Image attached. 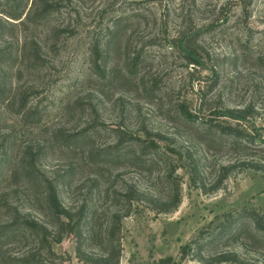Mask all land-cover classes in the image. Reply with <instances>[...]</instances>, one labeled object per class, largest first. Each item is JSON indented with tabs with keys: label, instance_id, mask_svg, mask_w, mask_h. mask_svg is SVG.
<instances>
[{
	"label": "rangeland",
	"instance_id": "374dc122",
	"mask_svg": "<svg viewBox=\"0 0 264 264\" xmlns=\"http://www.w3.org/2000/svg\"><path fill=\"white\" fill-rule=\"evenodd\" d=\"M196 1L205 4L191 17L196 27L216 20L220 15L217 9L225 2L229 4L222 11L224 21L227 17L229 22L240 18L236 0ZM247 1L248 27L254 31V44L260 43V51H264V0ZM128 5L147 13L138 21L130 20L118 39L112 55L114 79H88L89 45L98 38V26H104L118 8ZM187 6L188 1L183 0H72L69 9L75 15V26L52 39L47 37V28L37 32L29 26L13 27L5 20L15 21L0 13V27H4L0 30V51L4 52L0 86L6 89L0 96V155L9 150L7 160L0 165V264H35L38 254L34 237L22 231L21 219L48 220L42 206L27 210L29 202H25L26 208L20 207L22 193L15 195L13 191L19 190L13 181L4 179L8 167L27 147L42 150L38 168L46 176H62L67 167H72L70 177L65 178L70 187L60 192V199L72 208L81 202L92 205L97 212L95 230L104 229L109 212L122 215L118 264H160L166 258L172 259L168 264H216L218 255L226 253L237 255L238 260L228 257L220 264H264V233L255 232L249 221L237 222L235 233L218 232L223 225H231L240 211L264 212V153L257 149L207 152L193 140H186L172 112L178 103L188 111L197 110L200 97L212 82L208 72L193 70L200 85L190 88L185 65L166 44L177 39ZM160 19L167 23L165 30ZM200 46L210 56L237 50L235 41L220 35L202 39ZM17 52L19 59L14 58ZM32 53L39 54L42 61L29 70L26 60ZM136 53L139 64L127 77L125 65ZM252 64L250 59L240 66L239 70L245 72L234 85L235 93L229 101L237 107L251 103L253 114L245 122L228 119L224 124L237 125L246 133L264 138V71L250 69ZM254 85L258 91L252 100ZM92 121L101 132L77 150L70 148L69 138ZM117 127L142 138L146 129L170 156V166L160 161L142 163L144 159L135 166L130 157L104 167L87 162V153L96 155L113 142ZM186 152L198 165V172L192 176L182 167L187 166ZM226 165L231 166L223 180L225 174L219 171ZM171 169L173 181L165 178ZM173 186L181 194L177 210L168 214L153 211L150 207H158L153 201H165ZM119 189L133 191L132 206L118 197L122 195ZM129 205L131 213L124 218ZM87 245L91 252L99 247L98 241ZM184 246L189 249L182 253ZM75 247L74 237L66 232L61 243L52 244L54 256L47 263L84 264L76 258Z\"/></svg>",
	"mask_w": 264,
	"mask_h": 264
},
{
	"label": "trees",
	"instance_id": "16d2710c",
	"mask_svg": "<svg viewBox=\"0 0 264 264\" xmlns=\"http://www.w3.org/2000/svg\"><path fill=\"white\" fill-rule=\"evenodd\" d=\"M183 1H188V6L181 18L183 20L182 29L177 32L175 41H168L166 44L172 47L179 61L185 65L184 68L189 75L190 88L199 87L200 85V80L198 77H194L193 70L208 72L212 82L203 97H200L197 110L194 109L191 112L186 110L183 104L174 105L172 112L179 123L178 127L183 130L187 141L193 140L207 152L215 151L216 149H227L229 151L257 149L259 152L264 153V138L246 133L236 127L237 125L224 124L225 120L228 119L236 122H245L247 118L252 116L254 111L251 103L243 107H237L238 105H231L233 103L229 101L235 93L234 85L238 82L240 75L245 72V70H239L240 66H243L251 59L253 64L250 69L256 72L264 71V51H260L262 49L260 43L254 44V31L248 27L249 16L246 17V15L250 1H235L234 4L239 7L241 15L240 18H232L230 22L227 16L225 21L222 17L224 15L222 11L229 4L225 2L224 5L219 6L217 9V13L220 11L218 18L211 21V24L208 23L201 28L196 27L191 21V17H193V13L196 10L205 4H199L196 0ZM71 2L72 0H0V5L2 6L0 13L15 21L9 22V20H5L6 24L13 27L15 25L29 26L37 32L47 28L45 30L49 33L47 37L52 39L57 38L60 33L67 32L75 26L73 19L75 15L69 9ZM128 6V8H118L116 10L117 14L113 15L104 26H98L96 30L100 32L97 35L98 38H95L89 45L88 55L91 61L87 67L88 79H95L97 82H109L114 79L115 68L112 63V55L116 50L117 41L121 38L122 33L125 32L130 20L135 19L138 21L147 13L139 7ZM160 22L161 29L165 30L167 23L164 20L161 21V19ZM1 29H4V27H0ZM218 35L230 38L233 42L235 41L237 50H233L229 55L215 54L210 56L209 53H206L200 46L201 40ZM3 53L0 51V63L4 60L1 59L3 58ZM32 55L26 60V67L29 70L38 67L42 61L39 54L35 55L32 53ZM14 58L19 59L18 52ZM139 60L140 56L138 53L128 60L124 68L125 76L128 77L133 73L139 64ZM189 68H191V72ZM256 84L260 85V82ZM257 85H254L255 89H253L251 95L252 100L257 95ZM5 90L3 86H0V96ZM98 93L100 92L98 91ZM20 107H23V105ZM91 109L94 110L93 107ZM26 116L28 115H24V117ZM120 128L114 129L115 137L108 147L96 155L87 153L85 160L95 163L96 166L104 167L111 162L130 157L134 161L135 166L140 165L139 161L141 159L145 160L142 163L148 162L151 164L160 161L165 166H170V156L151 138L146 129H144V137L142 138ZM98 132H101V130L97 129L94 121L90 122L78 135L69 138L71 141L70 148L77 150L83 146L84 141L89 140ZM41 152L42 150L40 149L33 151L32 148H25L15 163L8 167L4 177L10 183L13 181V186L19 190L13 191L15 195L18 192L22 193L23 200H21L22 204L20 207L26 208L24 203L29 202L27 210L35 211L34 208L42 206L46 212L47 221L26 217L21 219L22 231L34 237L33 242L37 251L36 254H38V260L35 261V264H48L47 261L54 256L52 244L61 243L63 235L68 231L76 241L75 255L78 261L84 264H118L121 251L118 234L121 229L122 215H118L116 212H109L110 217L104 229L95 230L97 212L92 205L87 202H81L75 208H72L64 205L60 199V192L70 187L67 185L65 178L66 176L70 177L72 167H67L66 170L68 171H63L62 176L59 173H51V176H46L38 168V162L43 155ZM8 156L9 150H4L0 155V165L7 160ZM184 161L187 166L182 167L188 171L190 176L194 172H198V169H196L198 166L197 162L193 161L189 152H186ZM243 165L247 166L248 164L243 163ZM230 166L221 167L219 174H225V177L222 178L223 180L227 178ZM173 171L174 169L167 171L165 177L167 180H172L170 174ZM20 178L22 180L17 182L16 180ZM222 179L217 182L219 185L222 183ZM219 185H217L215 190L219 188ZM119 192H122V195H118V197L125 199L132 206L133 202H135L133 191L119 189ZM153 202L158 207L150 208L157 213L168 214L175 212L181 203L180 190L177 186H173L165 201H161L162 203ZM130 205L127 213L123 215L124 218L131 213ZM15 211L17 215H20L16 208ZM235 216L236 218L234 219L230 216L232 218H230L232 220L230 221L231 225H223L218 231L219 234H224L225 232L229 234L235 233L237 231L234 228L235 224L241 220L249 221L255 232L264 233V212L258 214L255 211H240ZM97 241L99 247L96 252H91L87 244ZM186 249L188 250L189 247H182V253ZM228 257H231L234 261L238 260L235 254H220L216 258V264L227 261L226 258ZM171 261V258H166L160 260L159 263L168 264ZM239 264L256 263L242 262Z\"/></svg>",
	"mask_w": 264,
	"mask_h": 264
}]
</instances>
